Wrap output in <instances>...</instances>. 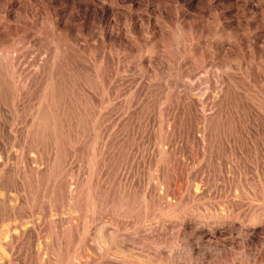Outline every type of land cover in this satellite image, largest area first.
<instances>
[{"label":"rangeland","instance_id":"374dc122","mask_svg":"<svg viewBox=\"0 0 264 264\" xmlns=\"http://www.w3.org/2000/svg\"><path fill=\"white\" fill-rule=\"evenodd\" d=\"M0 264H264V0H0Z\"/></svg>","mask_w":264,"mask_h":264}]
</instances>
